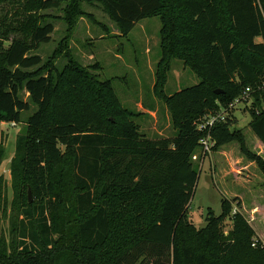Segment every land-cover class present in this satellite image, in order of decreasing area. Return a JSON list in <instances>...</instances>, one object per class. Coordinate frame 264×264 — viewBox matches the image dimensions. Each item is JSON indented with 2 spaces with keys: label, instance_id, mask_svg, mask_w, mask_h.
Segmentation results:
<instances>
[{
  "label": "trees",
  "instance_id": "obj_1",
  "mask_svg": "<svg viewBox=\"0 0 264 264\" xmlns=\"http://www.w3.org/2000/svg\"><path fill=\"white\" fill-rule=\"evenodd\" d=\"M80 1L69 0V9L63 8L69 20L83 12ZM96 1L120 36L139 20L159 17L160 60L185 61L190 50L201 80L165 97L176 130L170 138H147L130 121L108 125L77 63L70 58L66 73L53 74L34 53L50 41L54 28L42 22L48 15L39 11L60 9L61 0H16L21 19L15 26L0 21V47L9 40L0 55V124L20 122L21 113L35 105L11 162L13 185L29 187L35 203L24 210L28 222L21 221L20 251L15 259L1 256L0 264H20L22 258L23 264H55L61 254L53 236L64 240L61 229L72 221L68 232L74 245L89 257L85 261L83 253L70 250L71 264H137L151 252H166L168 264H264V181L243 183L248 206L242 196H222L220 214L209 210L203 227L196 229L187 218L198 179L191 156L204 135L196 124L245 87L258 108L249 112L252 148L242 128L229 129L228 118L210 130L211 152L225 162L221 148L235 143L240 154L230 151L233 161L255 164L264 178V0ZM168 6L178 13H167ZM10 31L18 35L9 36ZM105 84L110 92L109 81ZM23 90L30 101L21 98ZM233 202L239 210L234 213ZM229 213L232 225L224 235L221 226ZM50 248L54 254L45 255ZM151 264L161 263L155 258Z\"/></svg>",
  "mask_w": 264,
  "mask_h": 264
},
{
  "label": "rangeland",
  "instance_id": "obj_2",
  "mask_svg": "<svg viewBox=\"0 0 264 264\" xmlns=\"http://www.w3.org/2000/svg\"><path fill=\"white\" fill-rule=\"evenodd\" d=\"M15 1L0 2V21L6 20L4 23H11V26H15L16 20L21 19L20 13L15 12L20 7ZM90 2L80 1L79 6L83 12L72 14L70 20L67 18L66 10H63V8L69 9V0H61L60 9L40 10L39 13L48 15L42 22H51L54 28L50 41L41 44L34 53L40 55L46 68L53 67V74L64 72L70 58L77 63L86 72V80L92 88L91 99L100 109L102 118L107 124L111 122L119 125L122 121H130L135 123L139 132L147 138L172 137L176 130L172 124L171 112L165 97L200 82L201 76L192 68L195 62L193 53L189 50L185 61L175 56L161 61L159 29L162 23L159 17L139 20L126 36H120L116 24L103 11L100 3L96 0ZM167 11V13H178L175 7L168 6ZM223 13L225 18L224 10ZM170 23L175 25L174 22L170 21ZM173 30L176 31L174 27ZM13 35L18 34L10 31L9 36ZM257 40L260 39L257 38ZM8 44L9 40H3L0 55ZM70 75L67 74L65 77L68 78ZM106 81H109L111 86L110 92L106 88ZM20 96L23 100L30 101L28 93L24 90L20 92ZM254 103V98L247 96L231 111L229 118L232 122L228 123L230 130L242 128L250 148H252L253 133L248 126L251 120L249 112L252 109H258ZM35 109V105L30 104V109L21 113L20 122L0 124V149L2 150L0 154V257L2 256L3 259H15L20 251V246L17 248L16 242L22 239L21 221L28 222L24 210L31 209L32 204L35 203L29 187L19 186L18 182L16 187L13 185L11 173V162L18 152L17 138L26 134V119ZM234 145L235 143L221 148L227 154L225 162L211 151L203 159L198 155L200 151L196 154L199 158L194 160L193 164L197 168L198 179L187 209V218L196 229L205 225L209 210L215 215L220 214L222 196H228L229 199L234 195L242 196L248 206L251 201L250 194L246 186H242L243 183L264 181L255 164H250L244 159L243 164L233 161L236 157L231 156L230 151L233 150L234 154L238 153ZM225 170L227 172H224ZM219 173H223L224 178L219 177ZM256 188H259V185ZM233 210L239 211L235 202L232 203L231 211ZM246 210L243 209L244 212ZM245 216L248 218V215L245 214ZM230 217L231 213L221 226V232L224 235H227L231 228ZM70 225H74V222L64 223L61 229L64 240H60L58 234L53 236L55 239L53 247H57L56 252L61 254L58 259H53L55 264H71L73 254L70 250L83 253L85 261L89 257L87 252L81 251L74 245L72 236L68 232ZM67 245H70L69 250H66ZM52 248L46 249L44 254L47 256L54 254L55 251ZM31 252L34 253V251ZM99 258L100 254L97 256L98 260ZM155 258H158L161 264H168L166 252L160 255H154L151 252L141 262L138 260L137 264H151ZM21 260L19 263L23 264L25 260L23 258ZM131 260L132 258L128 259V261Z\"/></svg>",
  "mask_w": 264,
  "mask_h": 264
},
{
  "label": "built area",
  "instance_id": "obj_3",
  "mask_svg": "<svg viewBox=\"0 0 264 264\" xmlns=\"http://www.w3.org/2000/svg\"><path fill=\"white\" fill-rule=\"evenodd\" d=\"M261 85L264 86V78L261 82ZM251 89L250 87H245L238 97L234 98L231 102H229L225 107H221L218 111L205 115L201 120H199L196 124V128L198 131L203 132L204 135L203 137L199 140L200 143V154L197 152L194 153L191 158L193 160H197L199 156L203 159L206 157L208 152L211 151V147L213 145V140L210 137V130L216 123H221V122H226L227 119L231 115V111L237 106L240 105L243 100L247 97L250 96ZM14 123V122H11ZM198 154V155H196ZM233 213L236 211H232Z\"/></svg>",
  "mask_w": 264,
  "mask_h": 264
},
{
  "label": "water",
  "instance_id": "obj_4",
  "mask_svg": "<svg viewBox=\"0 0 264 264\" xmlns=\"http://www.w3.org/2000/svg\"><path fill=\"white\" fill-rule=\"evenodd\" d=\"M221 92H223V90H221V89H215V93H221ZM28 194H29V192H28Z\"/></svg>",
  "mask_w": 264,
  "mask_h": 264
},
{
  "label": "crops",
  "instance_id": "obj_5",
  "mask_svg": "<svg viewBox=\"0 0 264 264\" xmlns=\"http://www.w3.org/2000/svg\"><path fill=\"white\" fill-rule=\"evenodd\" d=\"M257 235H258V233H257Z\"/></svg>",
  "mask_w": 264,
  "mask_h": 264
}]
</instances>
